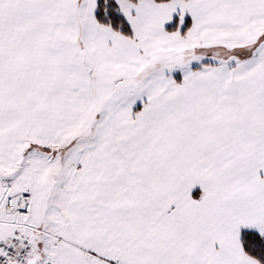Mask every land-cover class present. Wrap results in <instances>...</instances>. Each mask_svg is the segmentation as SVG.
<instances>
[{
    "label": "snow or ice",
    "instance_id": "obj_1",
    "mask_svg": "<svg viewBox=\"0 0 264 264\" xmlns=\"http://www.w3.org/2000/svg\"><path fill=\"white\" fill-rule=\"evenodd\" d=\"M0 264H264V0H0Z\"/></svg>",
    "mask_w": 264,
    "mask_h": 264
}]
</instances>
